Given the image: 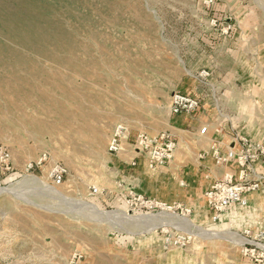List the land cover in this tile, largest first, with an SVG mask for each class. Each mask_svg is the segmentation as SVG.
<instances>
[{
  "label": "rangeland",
  "instance_id": "374dc122",
  "mask_svg": "<svg viewBox=\"0 0 264 264\" xmlns=\"http://www.w3.org/2000/svg\"><path fill=\"white\" fill-rule=\"evenodd\" d=\"M247 40L264 45V0H0V264H264L262 233L102 189L121 125L150 136L163 95Z\"/></svg>",
  "mask_w": 264,
  "mask_h": 264
},
{
  "label": "crops",
  "instance_id": "0c3cea01",
  "mask_svg": "<svg viewBox=\"0 0 264 264\" xmlns=\"http://www.w3.org/2000/svg\"><path fill=\"white\" fill-rule=\"evenodd\" d=\"M241 49L239 56H230L227 65L214 64L207 77L186 74L180 79L177 92L197 98L196 110L173 113L172 93L163 95L164 123L159 129H147V134L165 132L172 136L175 147L167 162L150 166L133 142V135L121 142L117 154L108 157L102 187L107 204L125 208L124 198L131 190L153 202L155 208L185 209L193 223H216L236 233L264 235V159L256 158L244 170L245 180L256 182L257 188L243 194L245 204L228 205L217 222H213L215 212L206 197L214 183L227 178L236 182L243 176L235 158L216 163L213 149L225 154L248 147L255 153L256 145L264 146V45L255 46L254 41L247 40ZM244 252L229 249L224 254L230 260L219 259L214 264H260L247 257L251 253ZM110 260L109 264H127Z\"/></svg>",
  "mask_w": 264,
  "mask_h": 264
},
{
  "label": "built area",
  "instance_id": "2783aa9c",
  "mask_svg": "<svg viewBox=\"0 0 264 264\" xmlns=\"http://www.w3.org/2000/svg\"><path fill=\"white\" fill-rule=\"evenodd\" d=\"M205 74L207 75L208 73L205 72ZM198 106L199 100L197 98L175 93L171 102V111L173 113L192 111L197 109ZM119 130H121L119 131V139H117V141L115 139L113 140V150L115 151L120 150V139L121 137L124 139L127 133V128L123 125H121ZM135 145L140 152L146 155L149 165L156 166L164 164L172 157L175 141L168 133H160L154 137L139 133L136 136ZM255 147L257 150L255 153L251 152L248 147H245V149L238 153L227 151L225 154H220L216 149H213L216 163L225 164L235 158L240 167H242L241 173H243V176H241L238 181L234 182L229 178L218 181L206 192L208 204L215 212L214 219H217L220 213L231 203L237 202L245 204L243 194L257 188L258 184L256 182L245 180L244 174V170H246L247 167H251L256 158L260 157L264 159V146L256 145ZM57 170L54 174V181L60 183L64 170L61 168H58ZM96 190V188H93L94 192Z\"/></svg>",
  "mask_w": 264,
  "mask_h": 264
},
{
  "label": "bare ground",
  "instance_id": "6f19581e",
  "mask_svg": "<svg viewBox=\"0 0 264 264\" xmlns=\"http://www.w3.org/2000/svg\"><path fill=\"white\" fill-rule=\"evenodd\" d=\"M95 212H97V213H100L101 215L103 214V215H106V214H104V212L102 213V212H99L97 209H95L94 207L92 208ZM108 215V214H107Z\"/></svg>",
  "mask_w": 264,
  "mask_h": 264
}]
</instances>
